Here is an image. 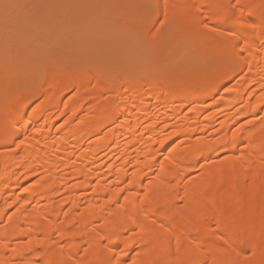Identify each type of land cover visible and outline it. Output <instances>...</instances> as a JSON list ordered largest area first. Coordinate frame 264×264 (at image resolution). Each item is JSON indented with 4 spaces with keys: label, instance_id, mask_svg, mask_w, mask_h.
Instances as JSON below:
<instances>
[{
    "label": "bare ground",
    "instance_id": "bare-ground-1",
    "mask_svg": "<svg viewBox=\"0 0 264 264\" xmlns=\"http://www.w3.org/2000/svg\"><path fill=\"white\" fill-rule=\"evenodd\" d=\"M152 1L163 32L143 50L173 30L197 41L205 16L208 58L175 76L133 77L111 47L110 61L32 67L27 13L0 0V34L15 25L0 68L26 80L0 84V264H123L137 247L130 264H264V0ZM219 148L226 160L190 178Z\"/></svg>",
    "mask_w": 264,
    "mask_h": 264
},
{
    "label": "rangeland",
    "instance_id": "rangeland-1",
    "mask_svg": "<svg viewBox=\"0 0 264 264\" xmlns=\"http://www.w3.org/2000/svg\"><path fill=\"white\" fill-rule=\"evenodd\" d=\"M151 1L131 0L128 3L121 0H16L13 5L19 9H25V12L27 13L24 15L25 17L23 18L24 20L22 24L29 36V41H26V44L24 43L20 45V47L23 45L24 47L20 48L19 55L28 58L31 61L32 67L33 65H37L36 63L41 62L45 66L52 65L57 69H66V67L63 66V63L66 60H74L81 62L84 65H93L100 57L101 53L98 52L99 50L103 51L104 58L110 61L109 56L107 55V51L110 50L107 49H110L111 47L113 48V51H116L118 54L125 57L122 64L128 69L129 74L133 77H138L149 71H157L159 74L171 72L175 76L182 72H188L192 65L208 58L210 51L201 48L200 45L204 42V34L213 26V24H211L210 18L205 16V22L201 28L202 33L197 37V41L193 40L194 38H190L188 40L186 39L187 41H184L183 44L180 45L178 43L177 45L180 33L176 30L177 33H179L178 36L175 30H173L172 32H174V35L170 32V34L162 38L161 43L153 50H143L141 47V41H146L147 45L151 44L152 38L163 32V29L158 30L155 28V5L154 2ZM232 2L233 6L237 4V0H232ZM4 8H7V6H4ZM6 10H8V8L5 9V11ZM131 10H133L134 13L130 12ZM128 13L131 14L128 16ZM227 20L229 22L232 21V16H228ZM249 20L250 18L247 19V22H249ZM14 29V24L11 26L7 25L3 30L5 35H3V33H1L2 35L0 34V47L2 48V50H0L1 54L2 52H5L3 50L8 46V42L9 44L12 43L7 40V34ZM164 29L167 31V26ZM225 30L228 33L240 31L239 28L232 27H227ZM245 31L250 34H255L257 32L256 30L249 29ZM217 34L218 36H216V39L217 37L218 39L211 41V44L215 49L224 38L218 32ZM172 50H174L173 54H171ZM229 54L230 56H233V52H230ZM38 58H40L39 61L35 62V59ZM114 61L115 60L112 62L114 63ZM41 63L39 64L42 65ZM196 72L198 74H203V70L200 69ZM13 74L14 73H11L9 68H0V84H6L13 81H26L24 77H17ZM231 82H233V80L230 81V84L232 85L235 81L233 83ZM42 83L43 81L38 82L37 89L42 86ZM222 92L223 88H219L217 98L222 95ZM79 95V99H81L83 95ZM70 96L71 93L63 98L62 102L69 99ZM180 96H183V94H180ZM217 98L214 99L213 102L216 101ZM40 104V100L33 103L29 108L28 114ZM89 104L91 106L90 108H93L95 106V101L91 100ZM20 105L21 104H18L17 106ZM88 112L89 111H85L83 114H87ZM263 117L264 116L261 115L259 120L263 121ZM245 120L249 122L251 118L249 119V117H247L243 121ZM219 122L220 120L210 129L211 131L209 130L212 135L214 134V138L219 137L221 134L218 133L219 131L217 130V128H220ZM59 124L60 123H57L53 126V136L55 135ZM241 124H244V122ZM237 126L234 128H238ZM72 128L73 125L70 127V130ZM232 131H234V129ZM215 133L218 134L215 135ZM84 134L85 133L82 132L81 136H84ZM15 148L16 146L11 144L5 145L1 150L14 151ZM236 149L237 152H240L241 145L237 146ZM210 153H208L209 156L207 155L210 159L208 157H203L202 159L196 158L198 160L194 159V161L198 163L190 178H198L205 166L212 164L213 161H218V163L223 162L226 160L227 156H229L228 154H230L223 149L220 150V148L219 151L216 149ZM165 157L166 154H164L161 161H164ZM205 158L209 159L208 163H206L207 159ZM153 176L155 175L148 172L144 176V182L146 183L149 180H152ZM37 180L38 178L30 181L27 186H32ZM147 218L148 221L152 219L153 213H150ZM154 229L156 230L157 228ZM140 250V247L135 248L134 252L123 262V264H130L136 256V253Z\"/></svg>",
    "mask_w": 264,
    "mask_h": 264
}]
</instances>
